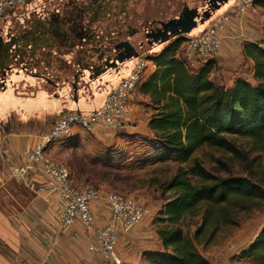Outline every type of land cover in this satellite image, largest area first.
Wrapping results in <instances>:
<instances>
[{
  "label": "rangeland",
  "instance_id": "obj_1",
  "mask_svg": "<svg viewBox=\"0 0 264 264\" xmlns=\"http://www.w3.org/2000/svg\"><path fill=\"white\" fill-rule=\"evenodd\" d=\"M31 1L33 0H27V3ZM230 3L231 0H228L221 4L219 9L211 13L209 19L201 22V15L205 11L203 0H39L37 10L44 7V13L49 15L54 9H64L75 14L76 7L85 6L87 12L84 18L81 21L73 18L72 25L78 27L80 24L86 32L78 35V31L74 34L78 43L72 38L71 44L75 46L72 50L67 45L59 49L54 47L56 55L48 62L45 61L50 64L48 69H44L41 62L30 61L32 65L28 67L27 74L32 73L33 78L42 79L43 83L40 84L45 88H48L47 82H63L67 84L66 90L69 94L74 90L78 92L87 81L100 77L115 79L124 71L127 63L117 62L115 66H112V63L117 56L115 47L126 41L134 47L138 57L147 60L145 79L155 68L150 57L176 39L170 37L166 43L153 42L147 36L150 29L156 26L148 23L156 20L166 22L177 17L184 8L197 11V26L187 35L178 37L183 40L176 54L179 57L182 56L187 37L207 31L217 17L212 18L216 11L222 7L228 8ZM26 5L16 10L14 15L8 13L0 19V58L5 51L8 61L0 63V90L7 87V84L12 85L8 80L20 69L22 61L17 58L18 50L25 47L20 46L18 49L17 45L23 34L38 26L40 17L33 12H27ZM234 17L239 19L236 26L238 34L230 39L228 28L231 21L225 22L223 27L217 30L222 37L217 52L199 60L194 66H186L195 71L206 60L213 59L216 66L209 79L225 88L232 87L236 79L255 83L252 78V62L242 55V46L248 42L245 39H252L254 43L264 47V18L261 11L255 7V11H244ZM248 19L257 23L255 28H251L252 31L247 26ZM88 37L92 41L88 42ZM82 38L85 42H82ZM14 43L16 44L13 48L11 46ZM10 48L11 52H8ZM70 51L73 54L65 60L64 54H69ZM117 68L119 70H116ZM137 90L132 96L133 110L117 130L74 127L69 135L49 144L47 156L69 170L73 185L81 188L91 186L99 196L117 193L140 197L148 209L147 216L155 232L157 228L166 225L159 222V212L165 205L166 198L170 196V192L161 193V186L174 176L178 167L185 168L196 161L217 177H245L264 191V149L244 137H229L240 152L238 156L202 146L194 152L187 164L178 165L171 160L154 162L150 145L152 133L147 127L152 110L148 98L140 95ZM23 92L31 94L32 91ZM54 120L56 121L50 116L28 119L12 113L0 120V245L11 248L17 231L14 215L23 211L33 195L25 183L16 180L11 174L14 165L6 158L7 137L27 133L41 136L48 132V125ZM192 180L196 181L195 178ZM200 217V214L194 217L185 216L180 222V227L210 264H248L245 259L239 258V253L248 246L262 227L264 201L256 200L247 210L233 211L231 224L219 225L212 237H209L210 229H206L194 240L193 235L200 224Z\"/></svg>",
  "mask_w": 264,
  "mask_h": 264
},
{
  "label": "trees",
  "instance_id": "obj_2",
  "mask_svg": "<svg viewBox=\"0 0 264 264\" xmlns=\"http://www.w3.org/2000/svg\"><path fill=\"white\" fill-rule=\"evenodd\" d=\"M253 3L264 10V0ZM182 43L181 38H176L150 57L155 68L137 90L148 98L152 110L147 127L152 133L153 161L187 164L202 146L240 155L229 137L250 139L264 149V47L254 42L242 46L243 57L252 62L255 83L236 79L232 87L225 88L209 79L216 66L213 59L195 71L186 67L176 55ZM165 192L170 196L159 212V222L166 225L156 229L162 251L144 252L147 264H210L183 233L181 220L200 214L194 240L206 229H210L212 237L219 225L231 224L233 211L247 210L256 200L264 201V191L248 178L217 177L196 161L188 167H178L161 186V193ZM0 255L15 264H24L6 245H0ZM239 258L248 264H264V222L240 251Z\"/></svg>",
  "mask_w": 264,
  "mask_h": 264
},
{
  "label": "crops",
  "instance_id": "obj_3",
  "mask_svg": "<svg viewBox=\"0 0 264 264\" xmlns=\"http://www.w3.org/2000/svg\"><path fill=\"white\" fill-rule=\"evenodd\" d=\"M38 1L33 0L26 5L27 12H33L34 15L40 17L38 24L48 17L60 14L61 10L58 9L51 11L50 15L44 13V7L37 10ZM226 8L222 7L216 11L212 18L223 14ZM258 9L264 18V10ZM238 20L234 16L230 18L231 26L228 28L230 39L238 34L236 29ZM246 23L249 30L252 27L255 28L257 24L252 19L246 20ZM28 32L27 37L22 38L17 45L18 49L20 46L25 47L23 50H18L17 58H22L19 65L20 69L8 80V82H12V85L7 84V87L0 90V120L6 118L10 113L19 114L28 119L37 116L48 118L50 116L57 119L59 116L74 110L90 112L101 106L107 92L116 86L128 72V69L125 68L115 79L100 77L96 80L87 81L82 88H79L78 92L74 90L71 94L67 92V84L63 82H47L49 90L41 86L42 79L37 80L33 78L32 73L27 74L28 67L32 65L29 62H41L44 69H48L50 67V64L47 63L48 60L56 55L53 48L58 47L57 49H59V47L67 45L72 50L75 46L71 43L73 41L78 43V38L74 34L68 38H58L56 35L50 34L43 36L36 27L29 29ZM245 40L254 42L252 39ZM44 41H49V43ZM90 41L92 39L88 37V42ZM56 44L58 46H55ZM76 47H78L77 44ZM71 54H73L71 51L69 54L65 53V60H68ZM58 57H60L59 54ZM5 61L8 62L7 59ZM26 90L32 91L31 94L23 92ZM54 122L55 120L49 123L48 131ZM41 136L32 133L8 136L6 158L10 164H21L26 152L40 141ZM29 182L27 187L33 195L23 211L14 215L17 231L15 232V241L11 244L12 250L22 262L24 264H100V257L87 249L90 233L84 226L79 221H75L69 227L60 225L57 221L59 205L57 198L53 197L50 203L43 202L42 196L47 190L48 179L45 176L36 175L32 176ZM90 208L97 226H103L108 222L109 210L102 198L91 201ZM116 250L123 264H147L142 257L144 252L162 251L161 243L148 216L132 230L119 233ZM0 264L15 263L0 255Z\"/></svg>",
  "mask_w": 264,
  "mask_h": 264
},
{
  "label": "built area",
  "instance_id": "obj_4",
  "mask_svg": "<svg viewBox=\"0 0 264 264\" xmlns=\"http://www.w3.org/2000/svg\"><path fill=\"white\" fill-rule=\"evenodd\" d=\"M253 1L231 0L232 4L215 18L207 31L188 36L182 56H179L184 64L191 67L199 60L215 54L222 40L217 30L221 29L225 22H229L232 15L255 11ZM26 4L27 0H0V19L8 13L14 15L16 10ZM126 63V76L107 92L100 107L86 113L74 110L59 116L50 130L41 136L40 141L26 152L24 161L11 168L12 176L26 185L30 183L32 176L42 175L48 179L47 190L42 196L43 202L50 203L53 197L57 198V221L60 225L69 227L79 221L84 226L90 233L87 249L100 257V264H123L116 250L118 235L120 232L132 230L142 222L148 215V209L140 197L117 193L99 196L91 186L81 188L73 185L69 170L64 165L53 162L46 151L50 143L69 135L74 127H102L112 130L120 128L133 110L132 96L144 80L148 62L137 56L122 64ZM99 197L105 201L110 215L108 222L103 226L96 225L90 208L91 201Z\"/></svg>",
  "mask_w": 264,
  "mask_h": 264
},
{
  "label": "water",
  "instance_id": "obj_5",
  "mask_svg": "<svg viewBox=\"0 0 264 264\" xmlns=\"http://www.w3.org/2000/svg\"><path fill=\"white\" fill-rule=\"evenodd\" d=\"M228 0H208L209 11H204L201 15V22L207 20L211 17V13L216 9H219V6L223 3H226ZM199 14L195 9L186 11L180 14L176 19L162 22L160 27L156 30L157 32L147 36L153 42L159 41L160 43L168 42L170 37L178 38L184 35H187L197 26V19ZM115 49L119 51L116 58L114 59L112 66H115L116 63H123L131 59L132 57H137L138 53L135 51L134 47L129 42H122L118 44Z\"/></svg>",
  "mask_w": 264,
  "mask_h": 264
},
{
  "label": "flooded vegetation",
  "instance_id": "obj_6",
  "mask_svg": "<svg viewBox=\"0 0 264 264\" xmlns=\"http://www.w3.org/2000/svg\"><path fill=\"white\" fill-rule=\"evenodd\" d=\"M203 1L205 3V5H204L205 7L203 8V10L209 11L210 7H209V5H207L208 0H203ZM99 8L101 9L102 5ZM75 9L77 10V12L75 14H73L72 11L67 12L68 10L66 11L64 9L63 10L61 9L60 14L58 16L48 17V18L44 19V21L42 23H39L38 26H36L37 30L43 36L50 34V35H56L58 38L59 37L68 38L70 35H73L78 31H79L78 35L82 32H86L85 29L80 26V24H79L80 22L78 23L79 25H77L78 27L73 26L72 20H73V18H76V19H79V21H81V19L84 18V15L87 12V9L85 6H83L82 8L76 7ZM185 11H186V8H184L180 14L184 13ZM177 17H174L170 20L176 19ZM170 20H168V21H170ZM162 22H163L162 20H156V21H153V23H148L150 25L156 26L155 28L150 29V33H148V36L157 32L156 30L160 27V24ZM28 33L29 32L24 33V35L22 37L26 38ZM83 39L84 38H82V40ZM15 44L16 43H14L11 47L14 48ZM8 52H11V48H10V50H8ZM118 52L119 51H117V53ZM6 58H7V54L5 53V51H3L1 54V58H0V63L3 64V62H5V60H6Z\"/></svg>",
  "mask_w": 264,
  "mask_h": 264
}]
</instances>
